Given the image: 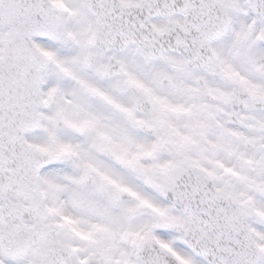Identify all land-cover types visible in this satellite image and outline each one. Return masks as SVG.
Returning a JSON list of instances; mask_svg holds the SVG:
<instances>
[{
  "label": "snow or ice",
  "instance_id": "obj_1",
  "mask_svg": "<svg viewBox=\"0 0 264 264\" xmlns=\"http://www.w3.org/2000/svg\"><path fill=\"white\" fill-rule=\"evenodd\" d=\"M0 264H264V0H0Z\"/></svg>",
  "mask_w": 264,
  "mask_h": 264
}]
</instances>
